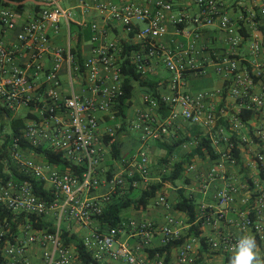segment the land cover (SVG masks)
Here are the masks:
<instances>
[{
    "label": "built area",
    "instance_id": "obj_1",
    "mask_svg": "<svg viewBox=\"0 0 264 264\" xmlns=\"http://www.w3.org/2000/svg\"><path fill=\"white\" fill-rule=\"evenodd\" d=\"M44 1L50 5L42 7L32 21L22 24L17 35L20 43L34 48L32 63L18 64L16 48L9 47L0 32V117L3 114L13 117L12 112L21 108L30 109L36 116L24 125L19 137H12L11 127L7 142L0 133V264H82L76 247L63 243V229L82 239L85 250L99 264H229L234 245L244 233L256 237L264 254V152H256L252 159L259 180L240 206L235 201L238 190L230 186L217 191L213 205H199L193 221L164 196L153 203L155 208L165 211L161 221L129 218L117 226L101 221L114 195L125 197L130 188L137 186L136 177L147 179L151 172L146 155L124 164L122 171L112 178L102 168L104 139L114 137L126 124L118 117L116 108L125 76L121 65L113 61L114 53L123 49L107 43L92 50L84 72L94 96L86 97L72 90L70 95L61 97L57 89L61 85L62 62L69 64L70 71L82 72L83 66L77 63L70 49H56L55 63L47 70L40 57L48 49L46 27L58 32L61 21L70 23L75 17L72 11L56 5V0ZM197 6L198 13L180 15L173 14V4L167 0L154 1V9L138 3H100L96 7L120 21L129 34L137 30L138 24H145L137 32L143 41L142 48L127 56L129 64L144 75L150 62L161 58L171 73L169 94L146 97L152 107L163 103L173 117L179 107L185 120L210 126L215 123L216 114L207 103L213 96L225 94L239 107L238 116L243 109L259 114L264 110V82L257 92L255 81H264V43L251 41L253 59L249 62L231 58L215 64L217 74L230 76L231 82L226 88L194 93L184 89L188 72L198 70L193 59L185 61L178 52L157 40L168 34L169 25H174L176 32L182 34L181 25L191 23L201 28L214 25L218 19L219 28L229 43L237 47L247 37L240 29L246 33L264 18V0H251L236 20L222 13L218 0H197ZM0 25L3 31L18 27L16 12L1 2ZM92 28L96 32L93 41H97L100 35L97 25ZM42 73L43 80L39 81ZM107 80L111 84L107 85ZM98 113L113 123L104 131L100 128ZM239 123L237 118L236 124ZM128 127L140 133L142 140L162 134L161 122L149 112H139ZM221 140L226 150L211 169V180L221 177L225 163L238 165L241 158L235 157L233 151L248 143L246 137L237 141L224 135ZM221 140L215 139L214 143L219 144ZM39 146L62 153L69 168L59 169L30 148ZM81 166L83 170L78 175L72 167ZM192 169V166L188 168ZM35 181L44 183L48 199L36 193ZM101 188L106 189L104 194L92 195ZM21 215L25 219L19 223ZM32 216L47 222L54 231L34 228ZM14 225L16 231H13ZM73 226L83 234L73 231Z\"/></svg>",
    "mask_w": 264,
    "mask_h": 264
},
{
    "label": "crops",
    "instance_id": "obj_2",
    "mask_svg": "<svg viewBox=\"0 0 264 264\" xmlns=\"http://www.w3.org/2000/svg\"><path fill=\"white\" fill-rule=\"evenodd\" d=\"M39 2H45L44 0H36ZM154 1L156 0H78V3L72 10L75 11L74 19L67 23L61 21L60 29L58 32H54L50 26L45 29V34L49 39L48 49L43 52L40 57V62L45 70L51 68L55 63L54 51L56 49H63L65 51L71 50L76 57V61L79 65L83 66L82 72L69 70V64L64 60L61 64L59 71V79L61 81L60 87L57 89L61 97L70 95L72 90L77 93L92 97L94 93L90 89V85L86 81V71L84 72L85 63L92 56V50L95 47L102 46L107 43H114L118 47L122 48V52H116L113 55V61L116 64H122L127 59L125 54L124 45L139 46L142 48L143 41L138 35V30L144 28L145 24H138L134 33H127L124 25L117 20L109 17L107 12L97 9V4H116L122 5L126 3H138L142 4L150 9H154ZM173 4L174 15L196 14L198 13L197 0H180L181 4L176 5L174 0H167ZM221 3L222 13L226 14L233 20L242 14L245 7L251 4V0H218ZM61 0H56V5H60ZM33 5L34 3L28 2L24 4V9L20 12L16 11V22L18 27L14 30H5L0 25V32L3 34L4 42L9 46L16 48L17 63L26 65L32 63V53L34 48L28 44L20 43L17 39L20 27L22 24L32 21L37 12ZM50 5V4H49ZM48 5V6H49ZM40 6V5H38ZM9 7V6H7ZM45 7V6H40ZM11 8V7H9ZM63 8V7H62ZM64 9V8H63ZM71 11V10H70ZM97 25V31L99 32V39L93 41V37L96 32L92 26ZM183 33H177L174 25H169L168 34L157 40V43L163 44L167 48H171L178 52L185 61L193 59L198 67V70L189 71L187 78L185 79L184 89L189 92H201V91H215L218 89L226 88L230 81V76L219 75L215 70V64L226 59H243L249 62L253 59L250 52V43L256 39L264 43V18L259 19L256 24V28L249 29L246 32L247 37L237 47H233L227 38V35L219 28V20L217 19L212 26H204L197 28L195 25L189 23L181 25ZM190 33V34H188ZM193 44V47L190 45ZM136 50H133L134 52ZM131 52V53H132ZM246 62V63H247ZM167 68L163 64L162 59L155 58L150 62L147 72L142 75V81L151 80L156 83L155 89L147 90L146 87H142L138 81L132 80L134 90L136 85L139 87V99L134 100V90L131 98V106L127 112L126 124L120 130H117L114 138H116L119 149L120 157L115 159L112 156L111 148L103 141L102 150L104 153V163L102 168L105 175L108 178H112L114 175L122 171V166L132 159H136L141 155H146L150 161L151 172L147 179H140L136 177L138 181L137 186L130 188L126 196L137 200L141 193L148 189L149 186L155 185L161 182L163 176L168 175L174 168L177 162L185 160L188 155L197 147L200 142V138L196 137V127L199 128L202 135L208 136L214 148L216 158L210 157L207 151L204 152L203 157H194L189 163L184 164L185 173L183 178V185L178 186L175 181H168L156 192L155 196L150 199L147 206L151 207L153 203L160 197L164 196L175 207L179 200V189L184 188L186 195L192 196L197 207L202 203L213 205L214 195L218 190L228 189L230 186L237 188L238 192L235 195V201L238 206L242 200L248 197V193L254 190L255 185L258 183L259 176L254 167L253 158L256 152H264V110L259 114H254L253 119L250 121H242L238 116L239 107L236 102L228 95L213 96L209 100L207 106L209 109H213L216 114V121L210 126H204L199 124H192L185 120L181 115V109L176 107V116H172L170 109L167 110L168 114L163 116L161 112L166 110H160V107H152L146 97L153 96L156 92L159 96L169 94L168 81L171 78V73L168 71V76H163L160 70ZM201 71H203L201 73ZM111 75V73H108ZM39 81L43 80V73L38 77ZM198 80L201 81V87H198ZM264 80V78H263ZM264 81H255V90L259 92L261 90L262 83ZM111 84L110 80H107V85ZM168 108V107H167ZM139 112H149L155 116L161 122L162 134L158 138H149L147 140L141 139V134L133 131L128 127L129 123L133 121ZM15 119H24L25 124L35 119L36 116L27 108L16 109L12 112ZM100 118V128L104 131L108 126L113 124L105 115L98 113ZM238 118L239 123L236 124ZM121 120V119H120ZM10 117L3 114L0 117V133L6 142L10 133ZM238 123V122H237ZM223 131V132H221ZM133 133H138V139L133 137ZM194 133V134H193ZM231 136L232 140L241 139L246 137L248 143L243 146H238L240 153V162L238 165H230L225 163V170L221 173V177L211 180L209 173L217 162H220L221 153L226 150V144L222 137ZM2 138V140H3ZM185 138H190V142H185L176 148L170 157L168 163L162 160L167 156V150L162 148L161 143L167 145H173L177 141ZM221 140L219 144H215L214 140ZM139 142V143H138ZM138 143L137 153L132 159L126 158V152L133 149V145ZM193 167L191 171L189 167ZM112 174V175H111ZM188 178L189 183H185L184 179ZM106 191L105 188H101L98 191L92 193V195L100 196ZM139 193L137 197H133V194ZM125 196V197H126ZM146 208V209H147ZM157 211L163 210L161 208H155ZM133 213H141L143 210H137L135 207L126 209ZM155 212L158 214V212ZM125 218V217H124ZM133 218L132 216L125 218ZM159 218V217H158ZM143 218L153 221H161V218ZM141 220V219H140ZM209 228L206 229L208 231ZM83 234V231L78 232Z\"/></svg>",
    "mask_w": 264,
    "mask_h": 264
},
{
    "label": "trees",
    "instance_id": "obj_3",
    "mask_svg": "<svg viewBox=\"0 0 264 264\" xmlns=\"http://www.w3.org/2000/svg\"><path fill=\"white\" fill-rule=\"evenodd\" d=\"M14 2H22L24 0H11ZM0 2L5 5L9 6L16 11L20 12L24 9L25 6L19 5L14 6L10 5L8 3L3 2L0 0ZM34 9L36 11H39L42 7L38 5H33ZM240 33L244 36H246L245 30L240 29ZM125 54L128 56L133 50H139V46L133 45V46H127L124 45ZM122 71L124 73L125 79H124V86L122 90V94L117 99V110H118V117L125 123L127 118V112L129 107L131 106V98L132 93L134 90V86L132 85V80L138 81L142 87H146V89L152 90L155 89L156 83L151 80H144L142 81V75L141 73L137 72L136 69L129 64L128 60H124V62L121 64ZM153 97H159V95L154 92ZM167 108L163 103L160 104V110H166L164 112H161V115L165 116L168 114ZM5 110V109H2ZM6 111V110H5ZM254 112L251 110L243 109L239 115L242 121H250L254 117ZM11 118L10 121V127L12 131V137H19L21 132L20 130L25 125L24 119H15L11 115H9ZM197 132L195 133L196 137L200 138V142L197 145V147L188 155V157L180 162H177L174 165L173 170L170 174L165 175L162 177L161 182L157 183L155 185L149 186L147 190L143 191L140 195V197L137 200H133L132 198L126 197H119L114 195L113 201L111 204H109L104 214L101 218V221L103 223L117 226L122 221L126 220L123 217V212L130 208L135 207L137 210H145L149 204V201L151 198H153L156 194V192L159 190V188L163 185V183L168 181H176L184 176L185 169L184 164L189 163L191 159L194 157H203L204 152L207 151L212 158H216V155L214 153V148L212 145V141L208 136L202 135L201 131L198 127H196ZM194 134V133H193ZM190 138H185L177 141L173 145H167L164 143H161L162 148L167 150V156L162 160L163 162L168 163L170 160V157L172 156L174 150L178 148L181 144L185 142H190ZM105 142L108 146L111 148L112 156L113 158L117 159L120 157V149L119 144L114 137H107L105 139ZM23 146H28V144L22 142ZM32 151L39 154L44 158V160L50 164L56 165L61 170H66L69 168L68 161L63 157L62 153L51 150L48 147L39 146V147H30ZM233 154L235 157L240 158V153L237 150L233 151ZM76 169V172L78 175H81L83 166L80 168L78 167H72ZM112 175V174H111ZM185 183H189V179H184ZM34 187L36 193L45 198L48 199L46 192L44 191V183L41 181H35ZM176 209L181 212H185L193 221L197 214V203L195 199L192 196L186 195V190L184 188L179 189V200L176 203ZM31 218V223L33 224L34 228L36 229H47L49 231H54L52 227L44 221L36 220L33 216ZM24 215H21L18 219L19 223L24 221ZM198 230V227H195ZM194 228V229H195ZM13 231H16V226H13ZM61 239L65 245H74L76 247V251L79 254L80 261L82 264H99L95 262L92 259V256L90 253H88L83 245L82 239H80L77 235L70 233L69 231L63 229Z\"/></svg>",
    "mask_w": 264,
    "mask_h": 264
},
{
    "label": "rangeland",
    "instance_id": "obj_4",
    "mask_svg": "<svg viewBox=\"0 0 264 264\" xmlns=\"http://www.w3.org/2000/svg\"><path fill=\"white\" fill-rule=\"evenodd\" d=\"M174 2L176 3V5L181 4V1H180V0H174ZM77 3H78V0H61L60 5H61L64 9H66V10H71L72 13H75V11L72 10V9H73V7L76 6ZM160 73H161L163 76H168V75H169L168 71H166L165 68H162V69L160 70ZM198 81H199V82H197V83H198L197 86H198V87H201V81H202V80H198ZM136 99H139V87H138V85H136L135 90H134V100H136ZM136 101H137V100H136ZM132 135H133V137H134L135 139H138V136H139L138 133H133ZM138 143H139V142H138ZM138 143H135V144L133 145V149H132V150L126 152V158H127V159H128V158H129V159H132V157H134L136 154L139 155V153H137V150H136L137 147L139 146ZM183 183H184V182H183V178H180V179H178V180L175 181V184L178 185V186L183 185ZM138 195H139V193H135V194H133V197H137ZM156 211H157V210H156L155 207H153V206L148 207L147 209L143 210L141 213H133V214H132L130 211L125 210V211L123 212V217L128 218V217L132 216L134 219H136V220H140V219H143V218H150V219H151V218H158V217L161 218V216H164V214H165V211H164V210H159V211H157L159 215L156 214V216H155L154 214H155ZM159 218H158V219H159ZM64 227H65V226H64ZM72 230L75 231L76 233L81 231L80 228L75 227V226L72 227Z\"/></svg>",
    "mask_w": 264,
    "mask_h": 264
},
{
    "label": "clouds",
    "instance_id": "obj_5",
    "mask_svg": "<svg viewBox=\"0 0 264 264\" xmlns=\"http://www.w3.org/2000/svg\"><path fill=\"white\" fill-rule=\"evenodd\" d=\"M229 264H264V254L253 234L244 233L238 238Z\"/></svg>",
    "mask_w": 264,
    "mask_h": 264
},
{
    "label": "water",
    "instance_id": "obj_6",
    "mask_svg": "<svg viewBox=\"0 0 264 264\" xmlns=\"http://www.w3.org/2000/svg\"><path fill=\"white\" fill-rule=\"evenodd\" d=\"M3 2L5 3H8L10 5H14V6H19V5H24L28 2H31V3H34L36 5H40V6H48L49 4L48 3H44V2H39V1H36V0H24L22 2H14V1H11V0H2Z\"/></svg>",
    "mask_w": 264,
    "mask_h": 264
}]
</instances>
